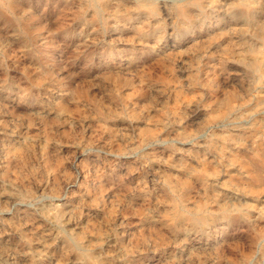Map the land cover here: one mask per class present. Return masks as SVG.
<instances>
[{"label": "clouds", "instance_id": "1", "mask_svg": "<svg viewBox=\"0 0 264 264\" xmlns=\"http://www.w3.org/2000/svg\"><path fill=\"white\" fill-rule=\"evenodd\" d=\"M0 264H264V0H0Z\"/></svg>", "mask_w": 264, "mask_h": 264}]
</instances>
